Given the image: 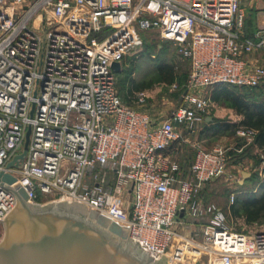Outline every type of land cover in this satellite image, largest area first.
<instances>
[{"label":"built area","instance_id":"1","mask_svg":"<svg viewBox=\"0 0 264 264\" xmlns=\"http://www.w3.org/2000/svg\"><path fill=\"white\" fill-rule=\"evenodd\" d=\"M245 1L0 0V176L16 179L2 183L32 205L85 206L154 261L264 264V229L236 231L201 199L229 168L232 150L197 140L213 108L203 93L264 85V31L245 32ZM149 30L191 66L181 106L160 119L141 110L146 91L135 93L137 108L123 102L112 69ZM29 130L24 159L9 167ZM257 134L238 129L245 144L236 151ZM190 136L193 161L174 159L169 148ZM17 203L0 187V222Z\"/></svg>","mask_w":264,"mask_h":264},{"label":"rangeland","instance_id":"2","mask_svg":"<svg viewBox=\"0 0 264 264\" xmlns=\"http://www.w3.org/2000/svg\"><path fill=\"white\" fill-rule=\"evenodd\" d=\"M245 15V31L247 33L264 31V0H246L243 5ZM45 25V24H44ZM43 36L44 33L40 32ZM141 38L142 46L128 53L122 62V73L117 74V87L123 102L128 106H134L135 93L146 91L149 99L145 107L141 110L153 113H169L181 105L182 95L186 89V83L189 77V64L183 60L176 46L172 43L161 40L159 32L156 30L143 31ZM133 65V60L136 59ZM159 65H172L174 67L176 82L173 85L159 82L157 67ZM132 71V78L136 85H140L141 90L134 89L130 94L131 82L127 74ZM214 88H209L203 95L210 98ZM248 94L253 95L256 100H264V88L250 91ZM136 106V105H135ZM215 119L225 123H237L236 113L230 108L229 103L222 100L216 103V108L211 111ZM203 126V125H202ZM201 126V128H202ZM238 131V130H237ZM236 132H230L227 135L229 139L224 141L226 147H231L234 143H243L245 140L240 138ZM216 140L211 139L210 135L203 134L198 137L207 149L212 146ZM195 141V140H194ZM189 146V145H188ZM186 150L174 159L190 158L194 149L189 146ZM248 150L245 158L251 159L253 164L243 165L241 169L251 174V177L240 185L243 181L241 172L238 169L229 167L225 174L208 184L201 192V199L205 204H214L221 208L228 217V224L236 231L253 233L257 230L264 229V214L261 220L255 223H247L244 216L235 217L232 213V207L241 211L242 202L246 199H263L264 200V170H262V153H256L250 146L245 147ZM239 181V182H238ZM234 198V201H233ZM48 199H44L46 201ZM233 208V209H234ZM5 234L4 226L0 222V242Z\"/></svg>","mask_w":264,"mask_h":264},{"label":"water","instance_id":"3","mask_svg":"<svg viewBox=\"0 0 264 264\" xmlns=\"http://www.w3.org/2000/svg\"><path fill=\"white\" fill-rule=\"evenodd\" d=\"M112 69L120 73L122 64L113 63ZM29 137L30 130L23 153L9 167H16L24 159ZM242 177L241 184L251 174L243 172ZM15 180L8 174L0 176V187L18 200L2 221L5 234L0 242V264H168L166 259L154 261L140 243L129 240L122 229L83 205L28 203L23 190L2 183Z\"/></svg>","mask_w":264,"mask_h":264},{"label":"trees","instance_id":"4","mask_svg":"<svg viewBox=\"0 0 264 264\" xmlns=\"http://www.w3.org/2000/svg\"><path fill=\"white\" fill-rule=\"evenodd\" d=\"M136 59L133 60V65L136 63ZM123 62V61H122ZM122 73V71L120 72ZM157 73L159 74V82L166 83L169 85H173L176 82V75L174 71V67L172 65H159L157 67ZM190 73V72H189ZM119 73H116V76ZM132 71L127 74V78L130 79L131 89L130 94L134 93L133 90H141L142 87L140 85H136L134 80L131 79ZM118 88V87H117ZM210 100L212 102L218 103L222 100L229 103V106L235 113L241 117V120L237 123H225L213 118L212 122H207L205 120L198 136L203 134L210 135V138L215 136H224L230 132H236L240 128H249L254 129L258 132L255 146L264 152V100L259 101L254 98L253 95L247 93L250 91H255L259 88H264V85L257 88H245V87H237L230 85H217L214 87ZM119 92V90H118ZM120 94V92H119ZM121 96V95H120ZM207 119V117H206ZM200 142V141H199ZM201 143V142H200ZM254 145L251 146L254 147ZM243 147V143H237L236 146L229 152V163L228 166L231 167L233 165L241 164L244 160H246L245 156L248 150L243 149L241 153L236 150ZM210 149V148H208ZM183 145L177 146L173 145L169 148L168 153L172 154L173 157L180 153H182ZM211 150V149H210ZM195 151L190 158H179L176 159L178 161H187L191 163L194 159ZM233 215L235 217L244 216L246 222L251 224L255 223L262 219L264 214V200L263 199H246L242 202L241 211L239 209H233Z\"/></svg>","mask_w":264,"mask_h":264},{"label":"crops","instance_id":"5","mask_svg":"<svg viewBox=\"0 0 264 264\" xmlns=\"http://www.w3.org/2000/svg\"><path fill=\"white\" fill-rule=\"evenodd\" d=\"M246 32V31H245ZM256 32V31H255ZM255 32H251V33H247V34H253V33H255ZM186 61V60H185ZM188 64H189V72H190V70H191V66H190V63L188 62V61H186ZM208 90V89H207ZM207 98V97H206ZM207 99H209L210 100V98H207ZM211 101V100H210ZM133 103H134V106H131L130 105V107H133V108H137V105H136V103L133 101ZM211 103H212V106H213V108L211 109V111L213 110V109H215L216 108V103L215 102H212L211 101ZM136 105V106H135ZM181 106V105H180ZM179 106V107H180ZM175 110V109H174ZM211 111L209 112V115H208V117H207V122H212L213 121V118H214V116L216 117V116H218V115H213V114H211ZM234 111V110H233ZM145 112H147V113H149L153 118H163V117H165L167 114H169V113H164V112H158V113H153L152 114V112H150V111H145ZM235 112V111H234ZM236 116H237V122H239L240 120H241V117L240 116H238L237 114H236ZM211 118V120H209ZM221 139L220 141L219 140H216L217 142H215L214 144H212V146L210 147V149H212V148H214L216 145H221V144H224V142H226V141H224V140H226V139H229L228 137H227V135H222V136H215V137H212V139ZM190 140V143L189 144H184L183 145V150H182V153L186 150V152H188V150H189V146H191L192 148H193V146H192V143H194V140H195V138H193L192 136H190V138H189ZM255 144V143H254ZM253 144V145H254ZM189 145V146H188ZM223 146H225V145H223ZM227 146V145H226ZM225 146V147H226ZM236 146V143H234L231 147H228V148H234ZM252 146V145H251ZM254 150H255V152L256 153H262L263 152V150H261V149H259L257 146H255L254 145V147H252ZM246 163H248L249 165H252L253 164V162H252V160L251 159H246V160H244L241 164H238V165H233L232 166V168H234V169H238L240 172H241V175H242V173L243 172H245L244 170H247V169H241V167H243V165H246ZM214 182V181H213ZM210 184V183H209ZM240 185H243V184H241V181H240ZM205 189V188H204Z\"/></svg>","mask_w":264,"mask_h":264},{"label":"bare ground","instance_id":"6","mask_svg":"<svg viewBox=\"0 0 264 264\" xmlns=\"http://www.w3.org/2000/svg\"><path fill=\"white\" fill-rule=\"evenodd\" d=\"M55 203H56L55 205L58 206L61 202H55Z\"/></svg>","mask_w":264,"mask_h":264}]
</instances>
